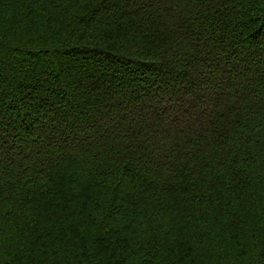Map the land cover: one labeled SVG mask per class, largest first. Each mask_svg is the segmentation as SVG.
Listing matches in <instances>:
<instances>
[{"label": "trees", "instance_id": "1", "mask_svg": "<svg viewBox=\"0 0 264 264\" xmlns=\"http://www.w3.org/2000/svg\"><path fill=\"white\" fill-rule=\"evenodd\" d=\"M0 264H264V0H0Z\"/></svg>", "mask_w": 264, "mask_h": 264}]
</instances>
